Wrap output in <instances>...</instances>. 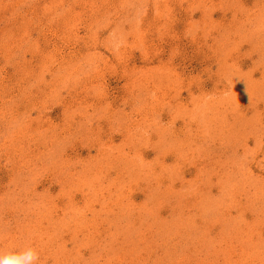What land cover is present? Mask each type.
Wrapping results in <instances>:
<instances>
[{"label": "rangeland", "instance_id": "obj_1", "mask_svg": "<svg viewBox=\"0 0 264 264\" xmlns=\"http://www.w3.org/2000/svg\"><path fill=\"white\" fill-rule=\"evenodd\" d=\"M38 264H264V0H0V250Z\"/></svg>", "mask_w": 264, "mask_h": 264}, {"label": "clouds", "instance_id": "obj_2", "mask_svg": "<svg viewBox=\"0 0 264 264\" xmlns=\"http://www.w3.org/2000/svg\"><path fill=\"white\" fill-rule=\"evenodd\" d=\"M39 253L35 247L0 250V264H38Z\"/></svg>", "mask_w": 264, "mask_h": 264}]
</instances>
